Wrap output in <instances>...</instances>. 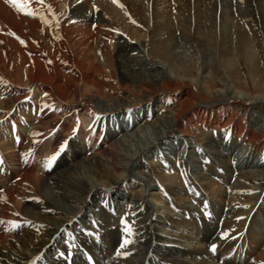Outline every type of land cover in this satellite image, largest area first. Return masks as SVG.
<instances>
[{
  "label": "bare ground",
  "instance_id": "6f19581e",
  "mask_svg": "<svg viewBox=\"0 0 264 264\" xmlns=\"http://www.w3.org/2000/svg\"><path fill=\"white\" fill-rule=\"evenodd\" d=\"M121 1L0 0V264H264V0Z\"/></svg>",
  "mask_w": 264,
  "mask_h": 264
},
{
  "label": "rangeland",
  "instance_id": "374dc122",
  "mask_svg": "<svg viewBox=\"0 0 264 264\" xmlns=\"http://www.w3.org/2000/svg\"><path fill=\"white\" fill-rule=\"evenodd\" d=\"M132 1L134 4L132 3ZM134 1L135 0H130V1L123 0L124 4L126 3V5H124V8L127 6L128 3L131 5L133 4V6H130L128 4L127 8H129V6H130V8L128 10L125 8L129 13L131 11V14H133V13L135 14V12L137 11L136 8H138L141 0H137L136 2H134ZM234 2H235V0H230V2H229L230 7L233 5ZM240 2H241V0H240ZM242 6L243 5H241V3L238 4L239 9L242 8ZM238 8H237V10H239ZM245 11L246 10L241 11L242 15H244V14L248 15V13H246ZM241 12L239 11V12L234 13L233 15H231V18H233L235 20L239 19V21H241L242 19H244V17H241V16L239 17L236 15V14H241ZM248 42H249L248 39H243L239 42L240 43L239 44L240 49H236V53L234 52V55H232L235 59L232 61V63H233L232 67L228 68L226 72L230 75V79L232 80L234 85H236L237 89H239L241 91L243 90L246 93H251L254 96L264 95L263 94L264 93V47L258 46L257 43H253V44H251V46H249ZM182 47H186V46H182ZM148 51H149L151 62L154 63V62H156V60L165 61L167 64H169L172 73L176 76V78L178 80H181L182 78H190L191 76H194L192 72L189 73L188 71H186L187 69L185 68V66H183L182 63H179L178 60L176 58H174L173 56H171V57H168L167 55L161 56V54H159L157 49L155 47L153 48V46H151V45H149ZM207 64L209 65V67H211V70L214 73L212 82L215 84V86H213V84L210 85L211 87H213L210 90L222 88L223 84L221 82V78H223V76H224L223 73H221L218 70V67L214 63L207 61ZM188 65H190V64H188ZM253 76H255V80L251 79V77H253ZM123 97H124V95L120 91H117L114 99L123 98ZM203 100L204 99L201 97V101H203ZM238 105L247 109V107L243 106L242 103H238ZM178 108H179V106L173 107V109H178ZM161 110L166 111V110H169V108L163 107V109H161ZM39 155H42V153L40 152ZM17 158L19 160V157H17ZM37 158H38V156H37ZM199 159H201V157H199ZM204 160L208 161V159H206V158ZM154 161H156V159ZM188 162H191V160H188ZM198 172H201V170H199ZM214 176L215 175L211 176L213 180L215 178ZM206 197H207L206 194H202V198L205 199ZM206 200H208V199L206 198ZM208 202L213 203V201H210V200H208ZM196 212H198V211H196ZM195 216L202 217V215L200 213H196ZM216 236H217V233L215 234V232H214V234H212L209 239L213 238L212 240H214L216 238ZM218 237H219V235H218ZM225 237H226L225 235H224V237H222L224 240L221 238L222 242L224 244H226L227 246H229L230 250L238 248V244L242 247L243 246L246 247L245 243L241 244L238 240H236V237L234 238V236H232V235H227V237L226 238ZM234 244H236V245H234ZM229 249H228L227 253H230ZM227 253H225L224 255L226 256ZM252 258H253V256H252ZM253 259L249 262V264H253V262L255 260V259L254 260Z\"/></svg>",
  "mask_w": 264,
  "mask_h": 264
}]
</instances>
